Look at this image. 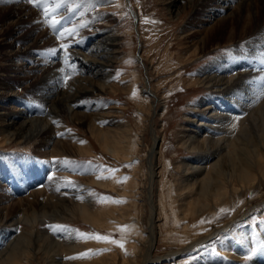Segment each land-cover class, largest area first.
<instances>
[{"label": "rangeland", "instance_id": "obj_1", "mask_svg": "<svg viewBox=\"0 0 264 264\" xmlns=\"http://www.w3.org/2000/svg\"><path fill=\"white\" fill-rule=\"evenodd\" d=\"M185 4L178 15L168 7L167 0H116L115 3H109L108 0H50L49 19L58 21L53 29L45 22L43 13L26 0H0V112L11 107H25L30 114L37 113L38 108L43 111L45 68L42 67L48 62H56L65 72L72 71L68 68L69 62L65 57L78 56L74 54V48L79 42L83 45L82 49L87 51L91 46L88 38L97 33H112L118 42L116 61L112 68L115 86L105 84L101 89L90 91L81 105L75 107L74 112L71 113L68 108L62 111L60 119L51 127L47 144L37 140L22 142L18 139L0 142V179L7 183L6 186L0 183V191L1 194L8 193V204L14 203L10 214L17 218L33 215V209L28 206L27 200L31 192L43 189V192L36 195L37 215L44 217L41 212L46 210L50 213L49 205H57L61 214L46 216L45 221L38 222V227L51 238L62 240L61 243H56L59 249L73 238L79 245L74 253L63 259L77 257L92 250L95 254H90L89 258L71 260L79 264H128L132 252L137 250L138 264H143L150 240L152 216L148 157L156 133L160 135V140L153 160L158 166L159 175L153 188V196L157 204L158 221L151 254L157 259L173 252L179 253L165 257L163 261L156 260L147 264H250L258 262L264 256V185L255 191L245 189L241 196L240 193H235L236 196L230 198V201L219 204L215 211L212 209L206 215L189 212V202L195 200V196H191L189 188L183 187L188 176L183 169V162L195 152L182 143L183 134L189 132L188 129L196 123L189 120L194 105L204 106L211 94L207 87L196 86L194 83L203 76L202 70L207 67L206 73H209L212 69H208V65L212 66L214 62L228 57L223 62L231 66L230 60L232 62L237 59L238 65L235 68L239 66L246 71L253 69V65L259 68L264 62V56L246 53L251 48L241 38L240 28L234 30L237 33L235 41H227L233 30V25L227 23L226 26L220 25L219 30L212 34L209 48L205 52L190 54L184 61H180L178 55L191 48L199 39L200 32L195 31L202 26L205 28L219 24L214 20L217 14L212 13L215 17L206 15L210 13L207 11L208 6L199 4L198 0ZM20 5L33 9V15L43 24L24 20V17H28L24 11L21 14L15 12ZM136 12L139 13V18ZM239 12H236V17L229 15L230 20H241ZM189 27H193L194 31L189 30ZM72 29L75 30L73 33L65 31ZM35 30L49 31L50 35L36 41L35 36L39 33ZM58 31H65L63 39L56 34ZM189 32L195 34L189 35ZM19 35V41L11 44L12 37ZM218 40L221 42H217ZM61 44L68 45L66 51L61 48ZM27 47L31 49L25 54L24 48ZM49 50L57 51L55 55H50ZM235 51L239 55L230 56ZM241 62L248 63V68H241ZM25 70L32 71L24 73ZM77 70L67 81L64 80L65 72H62L58 91L71 86V94L73 90H77L75 81L73 83L74 76H78ZM82 74L86 75L85 81L89 83L95 80L93 83L101 85L104 82L103 77L93 78V75L85 71ZM143 88H151L159 97L155 112L152 101L156 98L150 92L142 90ZM55 96L52 95V98ZM0 125L1 130L7 126L5 122H0ZM111 132L121 137L120 146L124 142L129 146H137L133 150V157L124 154L126 147L120 149L118 145H114L115 147H110L111 150L108 148L110 143L115 144L112 142ZM54 140L68 145L65 153L49 154ZM79 147L88 149L81 152ZM111 170L116 171L113 174ZM98 175L112 178L98 179ZM67 181L74 184L68 185ZM73 186L85 189L89 203L91 202L90 214L65 211L62 202L57 199L60 192ZM230 190L231 193L234 192L232 185ZM45 194L55 196L47 207L43 204ZM20 197L27 199L20 203ZM102 197H108L110 201L101 202ZM245 202L246 206L242 211L239 210L238 207ZM220 209L225 210L223 212ZM236 211L239 213L233 228L221 231L207 242L189 247L205 236L208 230L224 224ZM54 225L67 226V230L54 233L49 227ZM122 226H129L130 230L120 231ZM21 229L31 231L32 224L21 223L15 233H20ZM72 230L111 236L122 241L124 248L112 243L78 239ZM133 244L136 245L134 251ZM238 251L242 254L240 263H236L238 257L233 258ZM40 256V262H44L47 254ZM249 256L251 259H246Z\"/></svg>", "mask_w": 264, "mask_h": 264}, {"label": "bare ground", "instance_id": "obj_2", "mask_svg": "<svg viewBox=\"0 0 264 264\" xmlns=\"http://www.w3.org/2000/svg\"><path fill=\"white\" fill-rule=\"evenodd\" d=\"M182 1L184 3H182ZM185 2L189 5L193 0H167L168 7L172 12H176L175 14L178 15L182 7H185ZM233 2H235V4H233ZM198 3L208 6L207 11L210 13H206V15H211V17H213L217 14L216 19L214 18V20L219 24H214L205 28L200 25L202 27L195 31L200 32V34L198 33L199 39L197 38L196 42L191 45V48L178 55L180 61H184V59L190 54L205 52L209 48L212 34L216 32L217 29L219 30L222 24L226 26L227 23L233 25V30L227 41H235L237 33L234 30L240 28L241 38L245 39V45L250 46L251 48L248 50L249 52L246 50V53H251L253 56L258 54L264 56V0H198ZM182 4H184V6ZM23 11L27 14L26 16H28L24 17V20H29V23L37 24L41 22L40 24H43L42 21L37 20L38 17L33 15V9L31 8L28 9L25 6L20 5V8L15 12L21 14ZM237 11H240L238 13L240 16L242 15L241 20L236 18H231L230 20L229 15H234V17H236ZM225 12L226 14H224ZM212 13L214 15H212ZM136 15L139 18V13L136 12ZM30 18L32 19L30 20ZM226 20L229 22H225ZM188 23L192 22L188 21ZM104 28L103 31H105ZM188 29L194 31L193 27H189ZM248 31L250 32L247 34ZM35 32L39 33L37 37L35 36L36 41L40 37L43 39L45 35H50V33H48L49 31L35 30ZM244 33L246 35L243 36ZM190 34L195 33L189 32V35ZM19 39L20 35L13 36L11 44L14 45ZM88 39H90L91 46L87 51L82 49L83 45L79 42L78 46L75 45L74 48V54H78V56H70L67 61L74 66V69H78V76H74L73 78V83L75 81V88H77V90H73V93L71 94V86L66 90L64 88L63 90L58 91L57 88L60 87L59 85L62 75V71L60 70L62 67L61 65H56V62H48L42 67L45 68V90L42 98V101H44V110L42 111L41 108H38L37 113L30 114V111L25 107L17 109L11 107L12 110L9 109L0 112V122H5V124H7L6 128H2V130L0 129V142L14 141L18 139L22 142L37 140L46 143L49 141V132L52 125L55 121L60 119L62 111H65L68 108L71 113L74 112L75 107L81 105V102L84 98L88 97L90 91L101 89L105 84L109 87L115 86L112 81V68L116 61V47L118 45L115 35L107 33L106 31V34L101 35L97 33L90 36ZM217 42H221V40H218ZM28 49L31 48H24V50H26L25 54L29 52ZM89 51H92L93 54L89 53ZM238 55L239 53L237 51L230 53V56L236 57ZM226 58L228 57L223 59L226 61ZM224 60L214 62L215 64L212 66H210L211 64L208 65V69H212L211 72L208 70L209 73H206L207 67H205V69L202 70L204 72L203 76L194 81L196 86L207 87L211 94L209 98H207V102L204 106L200 107L199 104L194 105V110L192 111L193 113L189 120L196 121V123L188 129L190 130L189 132L183 134L182 138L183 145L187 147V149L189 148L191 151L195 152V154L192 153L193 155L190 158L185 159V162H183L185 167L183 169L188 175L183 187L185 186L189 188L191 196H195L196 201L193 200L191 203L189 202L190 205L187 210L191 213L194 212L197 215H203L210 212L212 209L215 211V207L219 204L230 201V198L236 196L235 193H240L239 196H241L244 194L245 189L247 190L249 188L252 191H255L264 185V62L259 68L257 65L252 64L255 67L245 71V69H240L239 66L235 68L236 64L238 65V63H236L237 59L232 62L230 58L227 59L230 60L231 66H229L228 63L223 62ZM240 65L241 68H243V66L248 68L249 64L241 62ZM27 69H29V67ZM257 70L261 72H256ZM31 71L32 70H25L24 73ZM84 71L93 75V78L103 77L105 83L103 82L100 85L93 83L95 80L92 81V83L85 81L86 75L82 74ZM259 73L260 75L258 76ZM76 82H80V84H76ZM87 82L89 85H87ZM142 90L150 92L155 96L156 100L152 101V107L155 112L158 105L157 102L160 100L159 97L154 94L155 92L153 93L151 88H143ZM52 95H56L55 98H52ZM57 123L56 125H58ZM106 133L109 134V132ZM111 133L113 138V140H111L115 144L110 143L111 145L108 146V148H112L114 145H118V148L120 147V149L126 147L125 149L128 151L124 150V154L126 153V156L133 157V150H136L137 146L134 147L131 144L129 146L126 145L125 142L120 146L119 142L122 140L121 137H118L116 132V134H114V132ZM159 140L160 135L156 133L154 136V144L148 157L149 178L151 182L150 203L152 206V216L150 221V240L143 264L156 260L160 262L163 261L165 257L176 256L179 253L173 252L157 259H154L151 254L152 248L155 244L158 221L157 204L155 203V198L153 196V188L156 184V178L159 175L157 173L158 166L153 158L157 153L156 145ZM67 146L68 145L63 141L56 140L49 154L51 156L63 154L66 152ZM79 148L78 150H81V152L87 151L88 149L85 150L83 149L84 147L82 149L81 147ZM0 183L2 186L7 185V183L2 182L1 179ZM1 185L0 187H2ZM231 185L234 189V192L232 193L230 190ZM84 190V188L73 186L66 191L60 192L61 194L56 197L62 202L65 211L72 213L81 211L84 215H88L91 213L92 208L90 205L91 202L89 203L90 200ZM43 191V189L35 190L34 192H31L30 195L28 194V206L33 209L34 214H29V216L27 215L26 217L21 216L19 218H17L16 215L10 214V210L14 208V203L8 204V193L1 194L0 191V264H79L75 260L68 258L63 259V257L74 253L78 249L79 245L73 241L74 238L72 235H69V237L73 238L72 241H66V246L63 248L60 246L59 249V246L56 243H61L62 240L55 237L51 238L49 235L43 233L38 227V222L40 220L45 221L46 216H56L61 214L58 212L61 209L57 205H49L48 209H50V213L47 210L48 213L46 211H44V213L41 212L44 216H41L42 218L37 215L38 213L35 207H37L36 200L38 197L36 198V195ZM48 194H45L46 198L43 202L46 207L47 204H49V201L53 200L55 197L54 195L51 196ZM21 197L20 203H23L27 198ZM78 197H83V200L78 199ZM246 204L247 202L241 204L238 207L239 210L246 206ZM238 213L239 211L234 212L232 215L230 214L231 216L224 222V224L208 230V233L206 232L205 236L200 240L195 241V243H191L192 245L189 247L193 248L197 244L207 242L218 236L221 231L223 232L226 229L233 228L236 224ZM21 223H31L32 230L25 231L21 229L20 233L16 234L15 231L19 228ZM132 247L134 251L136 245L133 244ZM44 253H46L47 256L44 257V262H40V255ZM132 253V256L128 259V264H138V251L136 250ZM233 256V258H240L236 259V263H240L242 254L238 251L236 252V255L234 254ZM261 258L263 260H261ZM261 258L258 262L255 261L250 264H264V256Z\"/></svg>", "mask_w": 264, "mask_h": 264}, {"label": "snow or ice", "instance_id": "obj_3", "mask_svg": "<svg viewBox=\"0 0 264 264\" xmlns=\"http://www.w3.org/2000/svg\"><path fill=\"white\" fill-rule=\"evenodd\" d=\"M26 2L29 3V4H31V5H33L34 7H36L37 9H39L43 13V15L45 17V22L46 23H49V26L51 28H53V29L56 28V25H57L58 21H56V20H50L49 19V8H48V4L50 3V0H26ZM108 2L109 3H115L116 0H108ZM65 31H67L69 33H73L75 30L72 29V30H65ZM65 31H58L56 34L61 39H63V37L65 36ZM61 48L65 49V51H66L67 48H68V45L61 44ZM56 51L57 50H49V54L50 55H55L56 54ZM65 60L68 61L69 60V57L66 56L65 57ZM68 68L72 69V71L65 72V69H61L60 70L62 72H65V75H64V80L65 81H67V79H69L70 76L75 73L74 66L71 63H68ZM133 95H135V93ZM105 170H107V169H105ZM115 171L116 170H111V172L113 174H114ZM97 178L98 179H109V178H112V177L111 176L98 175ZM66 184L72 185V184H74V182L67 181ZM78 199L83 200V197H78ZM108 201H110V198H108V197H102L101 198V202H108ZM115 202L119 203L120 201H115ZM221 211H224V210L222 209ZM49 227L53 230L54 233L61 232V231H66L67 230V226H63V225H54V226H49ZM128 230H130L129 229V226H122L120 228V231H128ZM72 231L77 234V237L76 238H78V239L96 240L97 242L112 243V244L118 245L122 249L124 248V243L122 241L113 239V238H111V236H108V235H100V234H96V233H93V234L82 233V232H79V230H72ZM90 254H95V253H92V250H89L88 252L79 254V256H77V257H69L68 259L89 258L90 257ZM246 259H251V256L247 257Z\"/></svg>", "mask_w": 264, "mask_h": 264}]
</instances>
